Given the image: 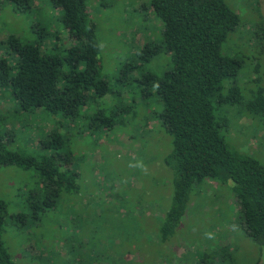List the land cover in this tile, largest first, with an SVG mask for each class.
I'll return each mask as SVG.
<instances>
[{"label": "rangeland", "instance_id": "374dc122", "mask_svg": "<svg viewBox=\"0 0 264 264\" xmlns=\"http://www.w3.org/2000/svg\"><path fill=\"white\" fill-rule=\"evenodd\" d=\"M148 1L85 0L87 21L98 45L99 79L108 91L91 100L86 114L68 128L79 189L67 206L60 203L52 219L47 216L37 225L18 228L5 222L2 242L15 264H47L49 255L56 256L57 264H264V248L259 249L238 227L228 189L208 181L192 190L188 212L168 240L158 241L157 217L171 195V173L163 165L170 138L157 121L161 103L150 84L154 79L148 84L140 80L145 73L159 77L170 64L162 52L141 62L135 56L144 43L160 41V24L151 15L147 18L142 9ZM222 1L236 14L238 27L228 35L221 53L244 59L232 84L249 98L257 87L264 92V58L258 62L260 68L253 70L256 60L246 36L256 22L264 33V0H256L257 4L253 0ZM56 16L43 6L17 13L10 0H0V44L8 35L32 42V25L53 30ZM61 34L59 45L67 47L68 40ZM127 63L135 67L122 78L118 73ZM228 85L223 83V88ZM8 96L6 92L0 95V131L12 125L15 137L20 135L27 142L26 138L33 141L40 132L57 129L40 110L31 114L14 111L17 107ZM223 112H227L228 124L220 133L227 146L264 165V121L255 122L233 108L222 107L213 113ZM110 117L114 122L108 128L102 126ZM20 122L26 125L21 127ZM93 123L102 127L94 125V130ZM18 140L15 145L22 147L24 142ZM29 183V172L1 167L0 200L12 203L14 210L20 199L18 189L25 190ZM67 208L73 219L63 222L58 214Z\"/></svg>", "mask_w": 264, "mask_h": 264}, {"label": "trees", "instance_id": "16d2710c", "mask_svg": "<svg viewBox=\"0 0 264 264\" xmlns=\"http://www.w3.org/2000/svg\"><path fill=\"white\" fill-rule=\"evenodd\" d=\"M38 1L10 0L17 13L43 6L58 16L50 31L47 26L33 24L32 42L8 35L0 44V95L8 93L17 107L14 111L21 114L46 113L57 129L43 135L40 132L33 141L26 138L27 142L20 135L15 137L12 125L8 131H0V168L15 167L30 174L28 188L17 191L20 199L14 210L12 203L0 200V264H15L2 242L7 220L18 228L37 225L42 218L52 219L51 213L60 203L67 206L78 192L68 128L86 114L91 100L108 91L99 79L98 45L87 21L85 0ZM142 9L147 18L151 15L160 24V41L144 43L135 56L141 62L162 52L170 64L159 77L145 73L140 80L148 84L154 79L150 84L161 103L157 121L170 138L163 165L171 173V195L168 206L157 217L158 241L168 240L188 212L192 190L208 181L228 189L239 229L259 249L264 248V165L227 146L220 133L228 124L227 112L213 113L222 107L233 108L255 122L264 121L263 90L257 87L245 98L232 84L244 59L221 53L228 35L238 27L236 14L222 0H149ZM58 27L65 34L63 39L68 40L67 47L59 45L62 34ZM246 36L256 60L253 70L257 71L259 60L264 58L261 23L256 22ZM134 67L123 64L118 74L126 78ZM223 83H229L227 89ZM113 122L111 117L104 119L102 126L108 128ZM94 125L102 127L93 123L94 130ZM15 139L24 145L17 147ZM58 216L63 222L72 218L69 208ZM46 258L47 264L58 263L56 256Z\"/></svg>", "mask_w": 264, "mask_h": 264}, {"label": "clouds", "instance_id": "9594fccd", "mask_svg": "<svg viewBox=\"0 0 264 264\" xmlns=\"http://www.w3.org/2000/svg\"><path fill=\"white\" fill-rule=\"evenodd\" d=\"M208 238H210V239H211V238H213V237H212V235H211V234H208Z\"/></svg>", "mask_w": 264, "mask_h": 264}]
</instances>
